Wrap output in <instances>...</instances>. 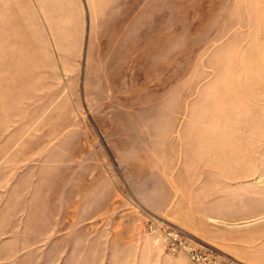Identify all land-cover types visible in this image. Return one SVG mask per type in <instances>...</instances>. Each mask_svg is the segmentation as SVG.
<instances>
[{
    "label": "rangeland",
    "instance_id": "1",
    "mask_svg": "<svg viewBox=\"0 0 264 264\" xmlns=\"http://www.w3.org/2000/svg\"><path fill=\"white\" fill-rule=\"evenodd\" d=\"M196 194L258 241L173 224ZM151 224L264 264V0H0V264H194Z\"/></svg>",
    "mask_w": 264,
    "mask_h": 264
},
{
    "label": "crops",
    "instance_id": "2",
    "mask_svg": "<svg viewBox=\"0 0 264 264\" xmlns=\"http://www.w3.org/2000/svg\"><path fill=\"white\" fill-rule=\"evenodd\" d=\"M124 146L126 147V144H124ZM80 184L76 182L74 183V194L75 197L79 194V198H82ZM62 186L59 189L60 191H58V196L61 199L66 196V190L62 189ZM109 188L110 187L106 188V195L110 192ZM151 191L148 190L149 193ZM170 193V189L164 187L162 189V194L164 196L159 199H150L155 202H149L147 200L149 197L141 195L139 200L145 202V205L155 214L164 213L166 207L171 203L169 198ZM215 196L218 197L214 200L202 198L200 194H196L193 198L190 195L189 198H187L186 195L182 196L173 204L167 216L173 224L180 227L195 240L202 243L207 242L213 248L218 249L223 253H227L228 255L234 254L243 248V245L240 244H243L242 242L244 239L246 246L258 241L257 229H248L244 238L243 231L237 229V226L227 229L226 226L223 225L227 216V211H225L226 208L228 207V210H234L237 208V205L231 202L227 204L226 200L222 199L220 194H216ZM75 197L72 196L68 200H72V198L75 199ZM253 232L255 234L254 238L252 236Z\"/></svg>",
    "mask_w": 264,
    "mask_h": 264
},
{
    "label": "built area",
    "instance_id": "3",
    "mask_svg": "<svg viewBox=\"0 0 264 264\" xmlns=\"http://www.w3.org/2000/svg\"><path fill=\"white\" fill-rule=\"evenodd\" d=\"M149 230L157 234L160 242L170 252H180L186 256L194 264H230L225 260H221L211 251H201L194 246L187 238L182 235L179 229L175 228H162L158 225H150Z\"/></svg>",
    "mask_w": 264,
    "mask_h": 264
}]
</instances>
